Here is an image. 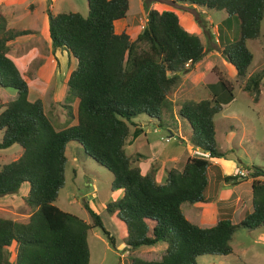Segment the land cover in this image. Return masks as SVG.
I'll use <instances>...</instances> for the list:
<instances>
[{"label": "trees", "instance_id": "obj_1", "mask_svg": "<svg viewBox=\"0 0 264 264\" xmlns=\"http://www.w3.org/2000/svg\"><path fill=\"white\" fill-rule=\"evenodd\" d=\"M170 1L222 10L226 28L236 24L237 35L221 41L222 55L244 79L243 90L258 100L264 68L247 75L253 60L247 40L261 36L264 0ZM143 5L146 21L132 38L114 28L115 20L125 17L129 0H87L86 16L46 8L52 47L76 60L65 81V98L77 102L76 112L66 105L70 120L61 128L48 118L41 98L28 99V83L7 54L8 42L28 31L6 29L0 17V86L16 91L0 111V148L17 143L22 149L16 159L0 165V196L17 193L28 183L25 201L31 208L26 222L0 216V264H89L87 233L92 227H100L114 243L87 201L83 204L90 222L54 203L65 181L66 146L74 140L112 173L111 190L120 189L105 208L124 223L125 249L165 243L159 258L132 256L130 264H197L203 254H229L237 228H264V167L250 166L251 211L242 208L233 222V207L220 208L213 225L200 226L184 215L181 204L208 200L204 192L210 159L189 155L180 169L169 168L159 182L154 166L143 173L137 163L142 155L128 153L127 137L142 131L134 118L145 114L162 126L160 113L168 105L169 91L205 54L200 37L180 24L175 11L150 8L145 1ZM208 73L213 74L204 80L210 97L187 101L178 112L190 126L191 144L219 158L226 152L216 145L214 116L234 99V87L214 69ZM12 243L16 249L10 261Z\"/></svg>", "mask_w": 264, "mask_h": 264}, {"label": "rangeland", "instance_id": "obj_2", "mask_svg": "<svg viewBox=\"0 0 264 264\" xmlns=\"http://www.w3.org/2000/svg\"><path fill=\"white\" fill-rule=\"evenodd\" d=\"M52 1L35 0L36 14L38 15L37 27L39 29L42 16L46 14L45 11L48 6H51L50 9L53 13L77 11L83 16L88 14L87 0ZM144 1L150 8H156L160 11L163 9L175 11L182 26L200 37L204 44L205 54L195 68L191 67L190 70L181 73L177 85L169 91L168 105L164 106L160 113L163 121L162 126L153 123L145 114H140L134 118L135 122L142 126V131L137 139L132 138L131 135L127 137L129 144L127 151L129 154L140 152L147 157L151 156L148 159L141 157L143 159H140V165L144 170H149L151 163L162 166L165 161L164 156L170 158L174 154L180 153V156L185 157L191 154L194 149L189 139L191 129L187 120L183 119L178 111L180 106L187 101H198L210 97L204 80L206 75L209 77L213 75L208 72L214 69L234 87V99L224 104L222 110L214 116L216 145L226 152L225 157H219L217 165L213 167L221 177L216 188L217 192L219 190V192L225 193L231 188V195L234 198L236 196L242 197L244 200H240V203H245L246 197L249 196L250 198L252 195L251 184L249 179H243L242 174H246L247 171L241 169H250L252 164L264 167V78L260 85L259 98L255 101L250 93L243 90L244 79L238 77L235 67L223 58L221 51L223 42L221 41L236 36L237 26L234 23L230 30L226 28L222 22L226 14L222 10L207 9L203 6H193L187 3L175 4L170 0H129L127 13L119 26L129 33L131 38L145 24L147 12L143 5ZM29 2L30 0H24L20 4L27 3L28 5ZM18 8L20 13L28 10L25 9L26 7L21 9L18 6ZM5 9V4L0 0V13L4 17L5 23L10 24L14 18ZM120 27L117 26L118 29ZM40 34L41 41L25 43L20 41L15 44L22 45V47L17 49L12 47L7 54L15 62L21 76L28 83V98L32 100L41 98L46 115L57 128H61L70 120L66 105H71L73 113L76 112L77 102L68 101L65 98V81L70 70L75 67L76 60L66 51L53 48L50 41H45L42 33ZM247 45L253 53V60L247 69L248 75L264 68V18L261 23V36L247 40ZM15 94L16 91L13 88L0 86V111L4 108L5 102L16 97ZM74 121L72 120V122ZM170 133H173V136H170V140L167 141L166 137ZM1 136L2 132L0 131V138ZM21 152V146L17 143L7 148H0V165L16 159ZM66 155L65 181L54 203L59 208L90 222L89 213L83 203L92 201L94 208L89 205L98 212L105 229L114 237L112 244L100 227H92L88 230L89 264H130L132 256L159 258V254L164 249L157 246L165 247L164 242H158L154 245H141L135 251H129L133 253H126L128 250L124 246L126 237L124 223L114 214L108 213L105 208L106 201L112 198L113 192L110 188L112 173L88 156L75 140L67 144ZM171 164L176 163L169 160L165 161V166ZM211 169L212 167L209 169L210 180L213 183V179L214 181L216 179ZM235 170H240L237 173L238 176H236ZM225 175H231L233 179L225 181L223 179ZM214 186L216 185L214 184ZM28 188V183H23L17 193L0 196L1 217L10 218L17 222L28 220L31 212L30 206L25 201ZM217 201L218 198L214 189V198H211L210 202ZM200 204L183 202L181 208L191 222L198 225H210V221L200 220V215L193 211L194 209H202ZM213 204L224 205L223 203ZM236 213L237 210L233 219L238 221ZM230 244L233 250L229 254H203L197 257V264H264L263 227L250 231L245 227L237 228ZM15 249V243H12L8 248L10 261L14 260Z\"/></svg>", "mask_w": 264, "mask_h": 264}, {"label": "crops", "instance_id": "obj_3", "mask_svg": "<svg viewBox=\"0 0 264 264\" xmlns=\"http://www.w3.org/2000/svg\"><path fill=\"white\" fill-rule=\"evenodd\" d=\"M21 1H24V0H2V3L5 4V8H6L5 10L7 12H9V14L11 15L12 18H14V20L12 22H10V24L5 23V19H3L4 17L0 13V17L3 19V21L5 23V28L6 29H10V30H27L28 31L27 33H24V34H21V35L16 36L13 40H10L8 42L10 51H11V48L12 47L15 48V49L22 47V45H16L15 44V43H18L20 41H23L22 43H25V42H28V41H41V38H40L41 34L40 33H42L45 41H50L49 32H48V18H47V14H45V15L42 16V19H41V22H40V29H39L37 27V25H38L37 24L38 15L36 14V11H37L36 8L37 7L35 6V0H30V2L28 3V5H27V3L20 4ZM27 1H29V0H27ZM18 6H20L21 9L26 7L25 9L26 10L28 9V10L26 12L20 13ZM45 13H46V11H45ZM121 21H122V18L117 19L114 22V26H115V31L116 32H121L123 30V28L119 26L121 24L120 23ZM179 22H180V20H179ZM117 26L120 27V28L118 29ZM9 49H8V51H9ZM197 64L195 65V67L197 66ZM28 91H29V89H28ZM29 100H32V99H29ZM138 125L141 126L140 124H138ZM178 129H177V131H178ZM154 130H155V128H154ZM137 137H132V138L137 139ZM168 140H170V139H168ZM128 146H129V144H127V148H128ZM137 153H140V152H136L135 154L132 153L131 155H135L136 156ZM140 155H142V156L139 157V159H138L139 163H138V161H137V163H138L141 171L144 173V172L149 171L150 169L149 170H144L141 167V165H140V163H141L140 162L141 161L140 159H143L141 157H144V159H148L149 157L151 158V156H148L147 157L146 155H144L142 153H140ZM189 155L190 154H188L187 156H189ZM187 156H185V157L184 156H180V153L174 154L170 158L164 156V160L165 161L166 160H169V161H172V162L176 163L174 165L171 164L170 166H165V161L163 162V165L162 166L158 165L157 163H151L150 168H151V166H154V168H155V174H154L155 175V179L157 181H159V182L163 181L164 178H165V176H166V171L169 168H171V167H177V168L180 169L181 166H182V162L186 159ZM145 157H147V158H145ZM218 159L219 158L210 157L211 163L208 166V170H207L208 184H207V187L205 189V192H207V193L204 192L205 193V197L208 200L207 201H204V202H195V203H201L200 205H201L202 209H199V210L198 209H194L193 210L194 212H197L200 215V220L204 219L206 221H210V225H213L217 221L218 214H219V211H220L219 208H230V207H233L232 215H231V220L233 222H237L236 220L233 219V215H234V213H235L236 210H237L236 216H238V219H239V212H240V210L242 208H245L248 212L252 210V195H251L250 198H249V196L246 197L245 203H240V200H244V199L242 197H239V196H236L234 198L233 195H231V193H232L231 188L228 189V192L227 193H225L223 191L219 192V190L217 192V188L216 187L218 186V183L221 181V177L219 176V174L217 173V171H215L213 169V167H214V165H217ZM211 167H212V169H211L212 170V173H213V175H215V179H216L215 181L213 179V183H211V180H210L211 179V175H210V172H209L210 170L209 169ZM241 170L242 171L243 170L247 171L246 174H242V177H243V179L244 178L249 179L250 180V184H251V178L248 176V174L250 173V169H246V168L243 169L242 168ZM214 184L216 186H214ZM214 189L216 191V197L218 198V201L211 203L210 202V199L211 198H214ZM112 192L113 193H112V198L111 199H114V198H116L119 195L120 189L117 188L115 190H112ZM210 192H212V193H210ZM251 194H252V190H251ZM237 202H239V203H237ZM92 203L93 202L89 200V204L93 207ZM213 203H223L224 205H219V204L214 205ZM103 207H104V204H103ZM186 217L190 220V218L188 216H186ZM210 225H200V226H210ZM157 247L165 248L163 246H157ZM150 248H156V247H150ZM232 250H233V248H232ZM126 253L127 254H129V253L131 254L133 252L126 251Z\"/></svg>", "mask_w": 264, "mask_h": 264}, {"label": "built area", "instance_id": "obj_4", "mask_svg": "<svg viewBox=\"0 0 264 264\" xmlns=\"http://www.w3.org/2000/svg\"><path fill=\"white\" fill-rule=\"evenodd\" d=\"M168 139V138H167ZM192 154L195 155V156H199V157H208V152L200 149V148H195L193 151H192ZM240 172V170H236L235 173H238Z\"/></svg>", "mask_w": 264, "mask_h": 264}, {"label": "clouds", "instance_id": "obj_5", "mask_svg": "<svg viewBox=\"0 0 264 264\" xmlns=\"http://www.w3.org/2000/svg\"><path fill=\"white\" fill-rule=\"evenodd\" d=\"M186 65H188V63H186ZM170 136H173V133H171L170 135H168V136L166 137V140L170 139ZM167 138H168V139H167ZM195 148H199V147H194V149H195ZM194 149H193V150H194ZM200 149H201V148H200ZM193 150H192V151H193ZM202 150H203V149H202ZM204 151H205V150H204ZM206 152H207V151H206ZM208 154H209V153H208ZM190 156H195V155H193L192 152H191ZM198 157H199V156H198ZM204 158H208V159H210V156L208 155V157H204ZM236 175H237V173H236ZM237 176H238V175H237Z\"/></svg>", "mask_w": 264, "mask_h": 264}]
</instances>
